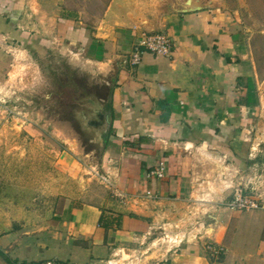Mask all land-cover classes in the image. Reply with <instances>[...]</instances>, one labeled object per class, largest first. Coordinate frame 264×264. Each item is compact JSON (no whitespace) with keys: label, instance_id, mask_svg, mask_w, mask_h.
Returning a JSON list of instances; mask_svg holds the SVG:
<instances>
[{"label":"crops","instance_id":"obj_1","mask_svg":"<svg viewBox=\"0 0 264 264\" xmlns=\"http://www.w3.org/2000/svg\"><path fill=\"white\" fill-rule=\"evenodd\" d=\"M62 5L0 0V63L13 49H57L102 78L113 121L92 167L109 183L72 159L75 179L58 194L66 198L53 209L56 225L35 216L30 232L1 237L0 248L15 264H264V208L222 207L255 150L257 67L237 16L217 6L170 14L160 0H112L88 30ZM155 33L170 36L172 54L126 65L135 43ZM159 168L164 178L151 175ZM130 218L146 232L130 231ZM157 243L168 246L152 260Z\"/></svg>","mask_w":264,"mask_h":264},{"label":"rangeland","instance_id":"obj_2","mask_svg":"<svg viewBox=\"0 0 264 264\" xmlns=\"http://www.w3.org/2000/svg\"><path fill=\"white\" fill-rule=\"evenodd\" d=\"M111 1L63 0L62 8L67 13L74 11L84 27L94 30ZM213 2L219 10L236 15L238 27L252 38L259 69L251 131L255 150L249 173L237 178L239 191L256 198L264 208V0ZM31 52L13 49L0 63L4 67L0 73V238L30 232L28 222L35 223V216L42 217L45 225H56L53 209L57 213L66 198L58 194L75 179L69 162L81 158V166L90 170L100 158L83 121L91 106L108 97L102 78L57 49L34 48ZM167 246L155 244L149 252L156 254L152 260ZM0 250L12 261L6 249ZM126 262L131 260L119 264ZM0 264L7 262L0 257Z\"/></svg>","mask_w":264,"mask_h":264},{"label":"built area","instance_id":"obj_3","mask_svg":"<svg viewBox=\"0 0 264 264\" xmlns=\"http://www.w3.org/2000/svg\"><path fill=\"white\" fill-rule=\"evenodd\" d=\"M173 51V42L170 36L164 33L147 34L142 36L139 41L134 45L133 51L130 57L125 60L126 65H138L144 54L151 53L157 56L169 57ZM97 177L103 182L109 183L108 178L104 176L98 170H92ZM164 168H159L154 170L151 175L159 179L164 178L165 172ZM222 207L224 209L236 212V211H249L257 210L260 208L258 200L252 197L247 192L236 190L232 197L223 203ZM44 264H55L53 262H48Z\"/></svg>","mask_w":264,"mask_h":264},{"label":"water","instance_id":"obj_4","mask_svg":"<svg viewBox=\"0 0 264 264\" xmlns=\"http://www.w3.org/2000/svg\"><path fill=\"white\" fill-rule=\"evenodd\" d=\"M162 8L170 14H189L205 10H213L216 6L213 0H160ZM100 105L90 108L87 120L83 121L84 129L91 135V143L98 146L100 157L105 149V140L110 132L113 117L106 104L109 101L100 99ZM94 155V154H92Z\"/></svg>","mask_w":264,"mask_h":264},{"label":"trees","instance_id":"obj_5","mask_svg":"<svg viewBox=\"0 0 264 264\" xmlns=\"http://www.w3.org/2000/svg\"><path fill=\"white\" fill-rule=\"evenodd\" d=\"M109 6V4L107 5V7ZM65 16H67L68 18L71 19H75L76 17V13L74 11H70V12H66L64 10ZM88 30H92L93 28L91 26H87L86 27ZM257 71H259V69H257ZM112 135V134H111ZM136 222L137 224L135 226H133V222ZM129 229L130 231H135V232H140V233H144L147 230V226L143 225L142 223H140L138 220L134 219V218H130V225H129ZM0 257L4 258L5 261L7 262V264H15L14 262H12L9 258H7L5 256V254L0 250Z\"/></svg>","mask_w":264,"mask_h":264},{"label":"flooded vegetation","instance_id":"obj_6","mask_svg":"<svg viewBox=\"0 0 264 264\" xmlns=\"http://www.w3.org/2000/svg\"><path fill=\"white\" fill-rule=\"evenodd\" d=\"M98 105H100V104H98Z\"/></svg>","mask_w":264,"mask_h":264}]
</instances>
